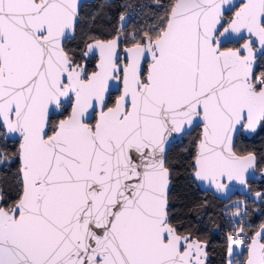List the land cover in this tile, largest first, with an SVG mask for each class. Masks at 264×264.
<instances>
[{"label": "snow or ice", "instance_id": "snow-or-ice-1", "mask_svg": "<svg viewBox=\"0 0 264 264\" xmlns=\"http://www.w3.org/2000/svg\"><path fill=\"white\" fill-rule=\"evenodd\" d=\"M151 7L147 27L126 34L121 16L115 36L77 41L79 0H0V164H18L0 264H208L168 145L199 127L187 179L218 191L264 161L236 144L264 131V0ZM242 215L225 264H264V223L249 235Z\"/></svg>", "mask_w": 264, "mask_h": 264}, {"label": "trees", "instance_id": "trees-1", "mask_svg": "<svg viewBox=\"0 0 264 264\" xmlns=\"http://www.w3.org/2000/svg\"><path fill=\"white\" fill-rule=\"evenodd\" d=\"M166 2V0H162ZM155 0H109L103 2L94 0L82 5L80 9V32L77 34V41L83 33L96 35L98 38L107 39L116 35L118 31L120 17L126 7H135L138 10L143 8L150 10L149 13H141L135 21L144 24V18H149L152 4ZM149 22V21H148ZM153 23V22H152ZM75 46V45H73ZM91 70L92 63H89ZM200 129L195 127L183 136L181 143H173L168 150V159L171 163L179 165L176 168L177 175L173 179V203L177 208L183 207V211L190 213L187 219H193L194 227L201 229V239L211 241L209 247L208 264H225L226 256L223 248L220 246L224 233L229 230V223L232 221V213L227 208L228 203L234 198H240L242 201V217L250 227L249 235L258 230L259 225L264 222V197L257 198L256 193L264 194V161L256 165V171L261 173L262 179L259 181H249L250 193L252 199L247 196H240L235 193L233 197L227 201L217 199L209 192H203L196 183H192L187 179L188 170L186 165L191 160L190 153L194 152V141L198 138ZM237 148L243 151H255L260 153L264 151V131L253 134L251 137H238ZM14 147L9 145L6 151L0 153L2 155L11 156ZM18 164L3 163L0 164V180L6 181L0 184L7 192L14 193L13 174ZM245 258V253H244ZM243 258V259H244Z\"/></svg>", "mask_w": 264, "mask_h": 264}, {"label": "water", "instance_id": "water-1", "mask_svg": "<svg viewBox=\"0 0 264 264\" xmlns=\"http://www.w3.org/2000/svg\"><path fill=\"white\" fill-rule=\"evenodd\" d=\"M94 0H79V11L82 7L83 4L88 3V2H93ZM193 129V128H192ZM191 129V130H192ZM200 129V128H199ZM190 131H185L183 134L177 135L174 134L170 144L168 145V150L170 149L171 145L173 143H181L183 136L188 134ZM253 135V134H252ZM252 135H248L247 137H251ZM247 184L242 185L239 182L233 181L228 184L227 190H216L214 187L209 186L207 182H197L196 184L198 185L199 189L203 192H209L213 196H215L217 199L222 200V201H227L233 197L235 193L239 194L240 196H247L249 199L253 198V195L250 193V186L248 184L249 181H259L262 179L261 173H258L256 171V166L254 169H250L249 173L247 174ZM264 223V222H263ZM259 229V228H258ZM246 252H245V258L246 259Z\"/></svg>", "mask_w": 264, "mask_h": 264}, {"label": "rangeland", "instance_id": "rangeland-1", "mask_svg": "<svg viewBox=\"0 0 264 264\" xmlns=\"http://www.w3.org/2000/svg\"><path fill=\"white\" fill-rule=\"evenodd\" d=\"M103 2H107L109 0H101ZM149 9L145 11V9L143 8L141 11L136 9L135 7H126L122 13V16L125 17V20L123 21V24L125 26V33L126 34H131L136 28L138 27H147L148 25H150L152 22H154L153 20V14L156 12V9H151L152 12H150L151 15H149V18L147 20V18H144V24H140V22L135 21L136 19L139 18L141 13H149ZM149 21V22H148ZM121 25L122 22L120 20L119 23V27H118V31L121 29ZM117 32V31H116ZM86 33V32H85ZM242 201L240 200V198H234V200L232 201V199L230 200V202L227 205V208L230 209L231 213H232V220H233V214L237 212V210H239L242 213ZM238 219H244L243 217L238 218ZM250 227V226H249ZM244 258V254L243 256H239L237 257V259H243Z\"/></svg>", "mask_w": 264, "mask_h": 264}]
</instances>
